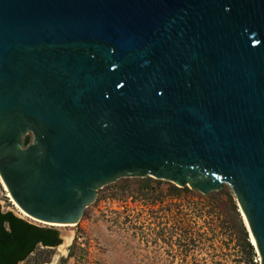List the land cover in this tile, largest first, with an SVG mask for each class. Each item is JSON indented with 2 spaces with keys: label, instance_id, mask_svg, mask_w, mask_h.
Wrapping results in <instances>:
<instances>
[{
  "label": "water",
  "instance_id": "obj_1",
  "mask_svg": "<svg viewBox=\"0 0 264 264\" xmlns=\"http://www.w3.org/2000/svg\"><path fill=\"white\" fill-rule=\"evenodd\" d=\"M0 176L56 228L123 178L228 185L264 264V0H0Z\"/></svg>",
  "mask_w": 264,
  "mask_h": 264
},
{
  "label": "trees",
  "instance_id": "obj_2",
  "mask_svg": "<svg viewBox=\"0 0 264 264\" xmlns=\"http://www.w3.org/2000/svg\"><path fill=\"white\" fill-rule=\"evenodd\" d=\"M31 141L32 136H28L25 144ZM117 182L125 196L144 201L153 209L158 206L166 210L163 239L171 249L170 254L181 256L182 264H210L207 259H197L195 254L204 249L210 234L216 232L227 233L230 237L240 254L238 264H259L255 261L257 252L230 186L224 185L220 191L203 195L170 182L163 188L165 181L151 177L123 178ZM166 201H169L167 205ZM61 244L58 228L30 223L12 211H3L0 205V264L27 262L33 255L40 256L37 264H46L51 262V255L47 253ZM75 247L74 243L69 248L70 257L74 256Z\"/></svg>",
  "mask_w": 264,
  "mask_h": 264
},
{
  "label": "rangeland",
  "instance_id": "obj_3",
  "mask_svg": "<svg viewBox=\"0 0 264 264\" xmlns=\"http://www.w3.org/2000/svg\"><path fill=\"white\" fill-rule=\"evenodd\" d=\"M116 182L98 191L96 202L86 209L78 225L58 227L70 234L68 245L62 244L48 252L51 262L46 264H182L181 256L170 254L171 249L163 239L162 230L167 224L166 210L158 206L153 209L144 201L125 196L120 182ZM167 186L165 181L162 187ZM168 203L166 201L165 205ZM0 205L5 212L12 211L30 223L46 226L19 211L1 178ZM209 238L204 249L196 252L197 259H207L210 264H214V261L218 262L215 264H238L239 251L227 233L216 232L210 234ZM74 243V256L70 257L69 248ZM259 259L258 256L255 261L260 264ZM38 260L40 256L33 255L29 261L21 264H37Z\"/></svg>",
  "mask_w": 264,
  "mask_h": 264
},
{
  "label": "bare ground",
  "instance_id": "obj_4",
  "mask_svg": "<svg viewBox=\"0 0 264 264\" xmlns=\"http://www.w3.org/2000/svg\"><path fill=\"white\" fill-rule=\"evenodd\" d=\"M0 178H1V176H0ZM2 179V178H1ZM2 181V180H1ZM3 182V181H2ZM3 185L5 186V188H6V190H7V192H8V195H9V197L11 198V200H12V202L14 203V205L19 209V211L23 214V215H26V216H28V217H30L28 214H26L17 204H16V202L13 200V198H12V196H11V194H10V192L8 191V188H7V186L5 185V183L3 182ZM31 219H33L32 217H30ZM34 220V219H33ZM72 226H74V225H72ZM64 227H71V226H64ZM68 237H70V234H68L67 236H66V240H65V244H64V246H67L68 244ZM252 241H253V243L255 244V242H254V239L252 238Z\"/></svg>",
  "mask_w": 264,
  "mask_h": 264
},
{
  "label": "flooded vegetation",
  "instance_id": "obj_5",
  "mask_svg": "<svg viewBox=\"0 0 264 264\" xmlns=\"http://www.w3.org/2000/svg\"><path fill=\"white\" fill-rule=\"evenodd\" d=\"M2 181H3V180H2ZM2 181H1V182H2ZM2 184H3V182H2ZM3 186H4V185H3ZM21 263H23V262H20L19 264H21Z\"/></svg>",
  "mask_w": 264,
  "mask_h": 264
}]
</instances>
